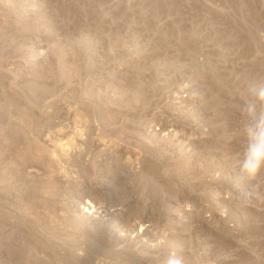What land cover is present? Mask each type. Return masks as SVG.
<instances>
[{
	"label": "rangeland",
	"instance_id": "rangeland-1",
	"mask_svg": "<svg viewBox=\"0 0 264 264\" xmlns=\"http://www.w3.org/2000/svg\"><path fill=\"white\" fill-rule=\"evenodd\" d=\"M250 79L264 0H0V264H264Z\"/></svg>",
	"mask_w": 264,
	"mask_h": 264
},
{
	"label": "clouds",
	"instance_id": "clouds-1",
	"mask_svg": "<svg viewBox=\"0 0 264 264\" xmlns=\"http://www.w3.org/2000/svg\"><path fill=\"white\" fill-rule=\"evenodd\" d=\"M236 107L242 117L245 139L242 157L235 160L237 179L252 181L264 171V79L248 80ZM163 264H186V259L172 251Z\"/></svg>",
	"mask_w": 264,
	"mask_h": 264
},
{
	"label": "bare ground",
	"instance_id": "bare-ground-1",
	"mask_svg": "<svg viewBox=\"0 0 264 264\" xmlns=\"http://www.w3.org/2000/svg\"><path fill=\"white\" fill-rule=\"evenodd\" d=\"M35 152V153H42V152H46V148L44 147V145H42V144H40L39 145V148L37 149V150H35V151H33V150H30V152ZM56 163L54 162V165H55ZM87 192H85V194H86ZM81 208L83 209V211L84 212H88V213H92L93 211H94V209H95V204L94 203H92V201H90V200H86V202L84 203V205H82L81 206ZM115 224V223H114ZM124 241V240H123Z\"/></svg>",
	"mask_w": 264,
	"mask_h": 264
}]
</instances>
